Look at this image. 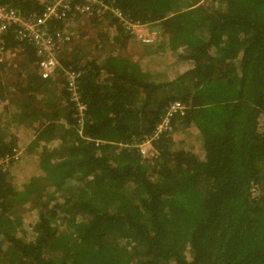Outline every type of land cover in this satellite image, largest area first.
Returning a JSON list of instances; mask_svg holds the SVG:
<instances>
[{"label": "trees", "instance_id": "1", "mask_svg": "<svg viewBox=\"0 0 264 264\" xmlns=\"http://www.w3.org/2000/svg\"><path fill=\"white\" fill-rule=\"evenodd\" d=\"M112 1L158 39L124 54L106 15L64 48L80 125L62 77L6 36L20 51L0 64V157L20 154L0 171V264H264V0ZM173 100L185 113L144 157L132 143Z\"/></svg>", "mask_w": 264, "mask_h": 264}, {"label": "built area", "instance_id": "2", "mask_svg": "<svg viewBox=\"0 0 264 264\" xmlns=\"http://www.w3.org/2000/svg\"><path fill=\"white\" fill-rule=\"evenodd\" d=\"M43 5L40 12L25 13L19 7L0 4V64H13L17 60L19 48L10 47L6 43V36L12 34L13 39L19 43L31 44L34 55V64L37 73L43 79L57 80L62 77L69 100L77 110L75 116L78 124L83 121L85 108L81 98L78 78L79 70L72 66L62 67L59 55L72 42L79 40L81 27H95L92 19L104 23L105 16L111 15L123 26L131 39L142 45L151 44L158 39V31L148 23L130 19L112 0H38ZM78 27L68 26L70 21ZM63 22V27L55 28V22ZM87 36V34H85ZM84 37V36H83ZM85 38V37H84ZM87 39V38H85ZM186 106L179 100L168 102L164 115L157 123L150 135H143L140 140L132 143L140 153L147 158L155 156L151 147V140L160 133L170 129V119L173 115H183ZM264 130V126H263ZM119 145H124L119 143ZM20 150L13 148V152L0 157V171L10 168V162L17 159Z\"/></svg>", "mask_w": 264, "mask_h": 264}, {"label": "rangeland", "instance_id": "3", "mask_svg": "<svg viewBox=\"0 0 264 264\" xmlns=\"http://www.w3.org/2000/svg\"><path fill=\"white\" fill-rule=\"evenodd\" d=\"M75 22H80V20L79 21H70L69 23H68V26H70L71 28H77L78 27V25L75 23ZM156 28V27H155ZM81 30L82 31H84V32H86L85 34H87V36H85L84 35V37L85 38H88L89 36H88V33L90 34V37H97V35H96V33H97V29H96V27H85V25L84 26H82L81 27ZM84 38V39H85ZM93 45V44H92ZM141 46H142V44L141 43H138L136 40H134V39H131L129 42H128V44H127V48L125 49V52H122V53H126L127 55H129V56H131V57H135L137 54H138V52H140L141 51ZM71 49V44H69L68 45V49ZM96 52H92L91 54H95ZM89 54V53H88ZM161 91V90H160ZM160 94H163V92H160ZM4 123V122H3ZM71 182H74V180H71ZM71 182H70V184H71ZM69 184V185H70ZM20 212L22 213L23 211L22 210H20ZM27 211L25 210V213H26ZM16 214V213H15Z\"/></svg>", "mask_w": 264, "mask_h": 264}]
</instances>
